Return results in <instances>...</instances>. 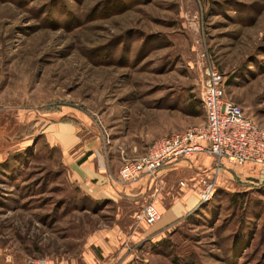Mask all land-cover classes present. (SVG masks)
Returning a JSON list of instances; mask_svg holds the SVG:
<instances>
[{
	"label": "rangeland",
	"instance_id": "obj_1",
	"mask_svg": "<svg viewBox=\"0 0 264 264\" xmlns=\"http://www.w3.org/2000/svg\"><path fill=\"white\" fill-rule=\"evenodd\" d=\"M209 67L264 128V0H0V264H264V184L243 187L256 166L174 162L131 201H95L73 177L87 153L114 172L203 125ZM193 194L160 230L132 218Z\"/></svg>",
	"mask_w": 264,
	"mask_h": 264
},
{
	"label": "built area",
	"instance_id": "obj_2",
	"mask_svg": "<svg viewBox=\"0 0 264 264\" xmlns=\"http://www.w3.org/2000/svg\"><path fill=\"white\" fill-rule=\"evenodd\" d=\"M226 77L216 67H209L201 85L206 122L156 140L144 156L125 160L118 181L131 186L144 178L155 180L166 166L188 160L197 154L212 157L220 168L223 161L236 168L264 166V128L248 117L241 106L227 98ZM219 170H217L218 173ZM185 187V184H181ZM215 183L202 189L201 203L212 198ZM159 208L149 203L134 215L137 224L153 226L162 220ZM27 264H49L45 259H32Z\"/></svg>",
	"mask_w": 264,
	"mask_h": 264
},
{
	"label": "crops",
	"instance_id": "obj_3",
	"mask_svg": "<svg viewBox=\"0 0 264 264\" xmlns=\"http://www.w3.org/2000/svg\"><path fill=\"white\" fill-rule=\"evenodd\" d=\"M205 114V113H204ZM62 143H65L67 146L74 145L76 142L75 136L71 135L72 128H63L62 130ZM210 157L206 154H197L195 159L203 160L204 157ZM71 168L73 170L74 180L82 188V191L85 196L99 201L106 199H114L119 201L120 199L131 201L135 200L137 197L145 195V187L149 184L150 179L144 178L140 182L133 184L128 187H123L124 185L120 184L118 179V171L121 170L122 166H115V171L108 170V168L103 169V165H98L95 159L87 153V156H83L80 160L74 161L71 163ZM256 165H253V168ZM119 168V169H118ZM252 169V168H251ZM244 174L243 178H254L256 181L264 184V166H256L250 172ZM199 202L198 196L196 194L189 195L183 199H178L169 209H163L162 220L157 223V226L153 228L154 231L160 230L163 227H166L174 222L178 221L187 213L193 211ZM159 208V206H158ZM136 211L134 212L135 215ZM133 215V220H134Z\"/></svg>",
	"mask_w": 264,
	"mask_h": 264
},
{
	"label": "trees",
	"instance_id": "obj_4",
	"mask_svg": "<svg viewBox=\"0 0 264 264\" xmlns=\"http://www.w3.org/2000/svg\"><path fill=\"white\" fill-rule=\"evenodd\" d=\"M226 84H227V82H226ZM202 107H203V106H202ZM202 111H203V113H205L203 108H202ZM191 112H194V113H195L194 109L191 108ZM196 113H197V112H196ZM251 181H253L254 183H258V181H256L254 178H243V187L245 186V184H246L247 182H249V183H253V182H251ZM231 199H232V202H233V203L238 204L240 201L243 200V194H235V195L232 196ZM241 215H243V213L240 214L239 216H241Z\"/></svg>",
	"mask_w": 264,
	"mask_h": 264
}]
</instances>
